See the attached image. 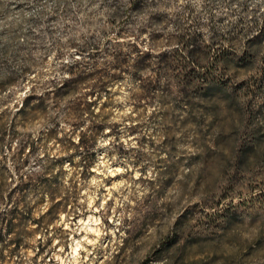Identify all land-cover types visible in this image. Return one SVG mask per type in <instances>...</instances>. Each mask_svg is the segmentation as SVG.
<instances>
[{
    "label": "rangeland",
    "instance_id": "374dc122",
    "mask_svg": "<svg viewBox=\"0 0 264 264\" xmlns=\"http://www.w3.org/2000/svg\"><path fill=\"white\" fill-rule=\"evenodd\" d=\"M0 264H264V0H0Z\"/></svg>",
    "mask_w": 264,
    "mask_h": 264
},
{
    "label": "trees",
    "instance_id": "16d2710c",
    "mask_svg": "<svg viewBox=\"0 0 264 264\" xmlns=\"http://www.w3.org/2000/svg\"><path fill=\"white\" fill-rule=\"evenodd\" d=\"M174 39H177L181 42V44L184 47V51L187 53L189 57L196 56V45L198 43V36L197 34L191 32L189 29H184L179 36L173 37ZM148 55H142L140 59H146ZM197 60V59H196ZM76 67L71 66L69 68V75L67 79H65L61 84L55 85L51 87V90L53 94L55 95H61L62 93H66L67 95H73L78 87L85 81V77L81 74L76 73L75 71ZM54 84V83H53ZM93 96V101H91L89 104H82V103H77L73 106L71 109V115H74L76 117L82 115L87 109H83V105L86 107L92 106V104H96L98 101V96L99 94L94 91L92 93ZM32 95L31 93L27 94L25 97V104L21 108V112H24L28 106L29 100L31 99Z\"/></svg>",
    "mask_w": 264,
    "mask_h": 264
}]
</instances>
